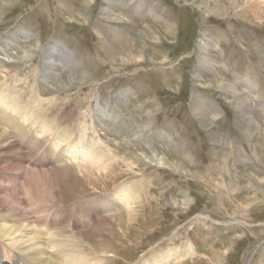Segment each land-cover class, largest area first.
<instances>
[{
  "label": "rangeland",
  "instance_id": "obj_1",
  "mask_svg": "<svg viewBox=\"0 0 264 264\" xmlns=\"http://www.w3.org/2000/svg\"><path fill=\"white\" fill-rule=\"evenodd\" d=\"M103 8L104 0H0V90L56 127L46 144L66 151L72 166L58 201L74 210L116 199L124 187L138 195L136 204L117 201L120 211L108 216L109 252L85 246L78 257L154 264L192 246L190 257L167 264H264V0H120L114 18ZM16 31L20 42L11 37ZM203 35L218 74L199 65ZM53 42L56 55L79 56L69 81L44 78ZM229 84L238 93L249 88L253 110L226 91ZM196 95L220 107L203 104L197 115ZM64 133L70 143L53 146ZM72 141L100 165L71 161ZM17 143L19 156L1 158L0 166L18 160L48 170L40 163L46 148L35 147L31 133Z\"/></svg>",
  "mask_w": 264,
  "mask_h": 264
},
{
  "label": "bare ground",
  "instance_id": "obj_2",
  "mask_svg": "<svg viewBox=\"0 0 264 264\" xmlns=\"http://www.w3.org/2000/svg\"><path fill=\"white\" fill-rule=\"evenodd\" d=\"M119 6L120 0H104L103 12L114 18L113 16L118 11ZM135 10L139 13L142 11L141 7L138 6L135 7ZM11 37L20 42L24 36L16 31ZM56 45L57 42H53L49 46L42 61L41 69H44V78L57 79V77H62L69 81L71 71H74L79 56L76 53L66 51V49H62L63 54L56 55L54 53ZM199 49L201 51L199 65L218 74L211 59L206 58L208 45L204 35L199 42ZM3 64L4 59L0 57V73L2 75L6 73ZM199 71L197 70V78L201 77L198 74ZM229 89L232 90L231 93L240 97L238 99H241L249 109H254L256 100H252L251 94L248 92L249 88L244 93H238V90L229 84L226 91ZM203 104L213 105L216 109L220 107L216 101L208 99L207 96L196 95L192 101V110L195 114L198 115V110L203 108ZM250 120L254 127L258 126L254 117H251ZM201 122L203 125H208L204 116L201 118ZM11 127L16 132H11ZM55 130L56 127L49 122L40 121L39 117L29 107L27 108L21 100L6 95L0 90V159L8 155L19 156L20 151L16 146L18 145L17 139H22L29 133H31L32 142L35 143L34 146L45 147L46 156L48 155L46 159L40 160V163L44 162L42 167L48 168L47 171H32L18 160L6 162L4 166H0V242L8 241L19 252L13 253L14 251L12 252L7 245L0 243V264H99V262L87 263L78 257L77 253L86 246L96 252L97 255H106L109 252L107 240L114 234L108 216L117 210L120 211L119 201L127 205L130 200L133 204L138 199L135 190L124 187L118 192L116 199L112 196H105L87 204L79 203L74 210L67 207L68 205L63 200L58 201L55 191L62 189L67 183L72 166L67 161L68 158L65 159L66 151L55 152L49 149L50 146L46 144L47 142L50 143L49 137L57 131ZM69 139V135L65 133L59 134L55 143L53 142V146L59 147L64 142L70 143ZM71 143L68 145L71 154L67 150L71 161L82 158L81 160L84 159L85 162L88 159L91 164L100 165V161L95 162V154L92 151L82 149L80 143L73 144V141ZM222 171L223 173L230 171L231 176H235L232 168L226 169L224 167ZM251 178L254 181L249 182L250 184L258 180L256 175ZM203 180L206 183L211 182L210 178ZM228 190L231 196L232 190ZM139 218L140 214L135 215V217L130 216L129 224L135 225ZM192 249L193 247L189 246L184 250H170L154 264H167L171 259L178 262L185 260L190 257Z\"/></svg>",
  "mask_w": 264,
  "mask_h": 264
}]
</instances>
